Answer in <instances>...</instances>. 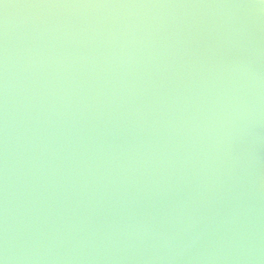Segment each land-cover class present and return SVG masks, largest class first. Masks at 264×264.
<instances>
[{
    "label": "water",
    "instance_id": "obj_1",
    "mask_svg": "<svg viewBox=\"0 0 264 264\" xmlns=\"http://www.w3.org/2000/svg\"><path fill=\"white\" fill-rule=\"evenodd\" d=\"M4 264H264V0H0Z\"/></svg>",
    "mask_w": 264,
    "mask_h": 264
},
{
    "label": "clouds",
    "instance_id": "obj_2",
    "mask_svg": "<svg viewBox=\"0 0 264 264\" xmlns=\"http://www.w3.org/2000/svg\"><path fill=\"white\" fill-rule=\"evenodd\" d=\"M0 264H4V261L3 260H0Z\"/></svg>",
    "mask_w": 264,
    "mask_h": 264
}]
</instances>
